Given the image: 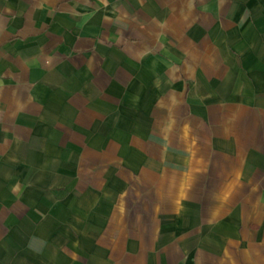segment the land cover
<instances>
[{
  "label": "crops",
  "instance_id": "crops-1",
  "mask_svg": "<svg viewBox=\"0 0 264 264\" xmlns=\"http://www.w3.org/2000/svg\"><path fill=\"white\" fill-rule=\"evenodd\" d=\"M0 264H264V0H0Z\"/></svg>",
  "mask_w": 264,
  "mask_h": 264
}]
</instances>
